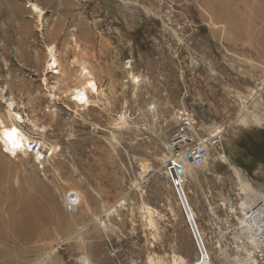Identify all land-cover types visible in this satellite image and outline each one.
Returning a JSON list of instances; mask_svg holds the SVG:
<instances>
[{
  "label": "rangeland",
  "instance_id": "374dc122",
  "mask_svg": "<svg viewBox=\"0 0 264 264\" xmlns=\"http://www.w3.org/2000/svg\"><path fill=\"white\" fill-rule=\"evenodd\" d=\"M30 3L46 13L41 30ZM223 5L0 0V117L9 121L6 100L15 102L23 133L46 150L39 164L11 158L0 143V264L197 262L196 236L161 163L184 112L198 121L200 135L219 128L224 135L226 153L215 146L207 167L193 170L184 186L212 263L264 264V247L255 250L241 231L242 207L264 196V0H233L234 18L218 13ZM52 46L68 77L54 104L43 84L61 83L60 75L46 74ZM75 58L90 65L104 94L78 115L69 97L62 99L77 83ZM130 72L142 82L133 84ZM122 113L129 126L118 131ZM247 190L258 196L250 199ZM71 192L81 194L75 213L66 205ZM121 200L117 214L102 216Z\"/></svg>",
  "mask_w": 264,
  "mask_h": 264
},
{
  "label": "bare ground",
  "instance_id": "6f19581e",
  "mask_svg": "<svg viewBox=\"0 0 264 264\" xmlns=\"http://www.w3.org/2000/svg\"><path fill=\"white\" fill-rule=\"evenodd\" d=\"M216 1L224 4L223 7L220 8V10H217L218 13L220 11L222 12L228 11L229 13L232 14L231 17L234 18L235 14L231 10V7L233 5V0H216ZM233 6H235V4ZM29 8L32 10L33 14L38 19V23L40 26L39 30H41L43 28L42 27L43 20H44V16L46 13L42 10L40 6H38L35 3H30ZM217 11H214L213 14H215L214 16H217L219 18V16L217 15L218 14ZM46 52H47L46 54L47 61H46V66H45L46 74L51 73L53 75L61 76V83H58L59 85L52 86V87L48 86V79L43 78V84L46 86V93H47L48 99L50 100L51 103L54 104L56 101L60 100L61 96L57 95V92L60 91L59 87L62 84H66V81H68L67 79L68 77L65 71L64 72L62 71V66L59 60L58 52L56 51L55 47L54 46L47 47ZM129 64L130 63L126 64L127 70L128 69L130 70L132 68V66ZM73 65L74 66L76 65L75 67L78 68V75L76 78L77 83L75 84V86L69 88L67 91L62 92L63 94L62 99L69 97L68 98L69 101L74 103V106H75V109L72 111L73 113H76L78 115L80 112L85 113L86 111L90 110L92 107H97L100 101V98L104 96V94H103V90L100 89L97 83V80L95 76L93 75L92 68L90 67L88 63L84 62L80 58L78 59L75 58L73 59ZM128 77H129V80L133 84H139L142 82V79L139 76L138 77L135 76L132 72L128 73ZM6 104H7V108L11 112V119L9 121H6L2 117H0V143L2 145L3 151L6 154H8L11 158L16 159L21 154L24 157L31 156L34 158V161L36 163L42 164L41 162L42 156L33 155L32 153H30L32 150L31 145H32V142L34 141L33 138L25 135L20 127V124L26 123L24 116L16 110L15 102L6 100ZM30 123L33 129H38V126L34 122H30ZM245 123L246 122L243 119V124ZM128 126H129V117L125 113L120 114L117 118V121L114 127L116 128V130L121 131L123 129H126ZM12 129L17 130V135L15 138L19 140V145H20L19 147H14L13 144L10 143L4 136L5 131L10 132ZM42 131H46V129L42 128ZM13 152H15V155H13ZM43 160L44 159H42V161ZM226 161L229 164V167L233 171L234 175L237 177L238 181L241 183V187H242L241 190L242 191L245 190L246 185L244 186L242 184L243 181H242L240 171L238 170V168H236L235 166L231 164L230 159H229V162L228 160ZM193 170L195 169L192 166H189L187 168V177L183 178L184 185L177 189V193L180 196V201L182 203V206L184 205V208H185V205L187 206V210L185 209L184 210L186 211L188 222L190 223L193 233L196 236L198 248L200 247L202 250V251L199 250V254H200L199 260L195 262L194 264H213L207 250L205 249L204 242L202 240L200 231L196 224L194 214L192 210L190 209L188 198H187L185 188H184L188 178H190L191 180L195 178V173H193ZM76 195L78 196L80 200L81 194L77 193ZM246 195L250 197V199L252 200L253 198L255 199L256 196H258L257 194H254V192L251 193L249 190H247ZM259 200H261V202L258 204V206L255 204L253 200V202L250 203L247 208L242 207L244 217L246 218H242L241 220L242 221L241 231L243 235L242 237L246 240V243L251 245L255 250L257 249L260 252L259 248L261 246L264 247V196L259 197ZM125 205H126L125 200H121L116 206H113L110 209H105L102 213V216L104 217V215H106L108 219V217L110 218L111 216H114L115 214H117L119 211L118 209H122V207L123 206L125 207ZM99 222L104 228L107 227L105 222H101L100 220ZM149 226L154 231L157 229L156 224L154 220L152 219L149 221ZM237 235L239 236V234ZM247 254H249V252ZM253 258H255V256ZM252 262H254V264H257L256 260ZM82 263L90 264L87 258H84L82 260ZM149 264H164V263L160 259L150 258ZM173 264H188V263L182 258L174 256Z\"/></svg>",
  "mask_w": 264,
  "mask_h": 264
},
{
  "label": "built area",
  "instance_id": "2783aa9c",
  "mask_svg": "<svg viewBox=\"0 0 264 264\" xmlns=\"http://www.w3.org/2000/svg\"><path fill=\"white\" fill-rule=\"evenodd\" d=\"M188 112L180 113L182 123L178 125L175 132L165 145L162 157V166L165 169L167 177L173 186L178 189L184 185V179L187 177V168L192 166L194 169L201 170L207 167L212 158L215 146H218L217 154L226 153L223 141V132L216 129V132L200 135L198 133V121ZM220 131V132H218ZM219 133V137L213 135ZM212 136V138H211ZM33 155H40L42 159L46 158V150L42 141L34 140L32 142ZM192 157V162L189 160ZM79 198L75 193H69L66 200L67 210L75 213L79 207ZM199 250L201 248L199 247Z\"/></svg>",
  "mask_w": 264,
  "mask_h": 264
},
{
  "label": "snow or ice",
  "instance_id": "6c2138e0",
  "mask_svg": "<svg viewBox=\"0 0 264 264\" xmlns=\"http://www.w3.org/2000/svg\"><path fill=\"white\" fill-rule=\"evenodd\" d=\"M16 135H17V130L16 129H12L10 132L9 131H5V133H4L5 138L10 143H12L14 147H19L20 146L19 145V140L15 138ZM13 155H15V152H13Z\"/></svg>",
  "mask_w": 264,
  "mask_h": 264
},
{
  "label": "water",
  "instance_id": "95a60500",
  "mask_svg": "<svg viewBox=\"0 0 264 264\" xmlns=\"http://www.w3.org/2000/svg\"><path fill=\"white\" fill-rule=\"evenodd\" d=\"M189 160H190V162H192V157L191 156H189ZM185 210H187V206L186 205H185ZM187 213H188V211H187Z\"/></svg>",
  "mask_w": 264,
  "mask_h": 264
}]
</instances>
